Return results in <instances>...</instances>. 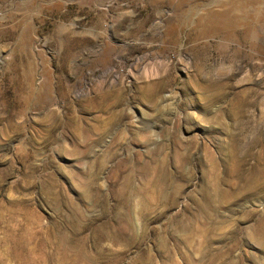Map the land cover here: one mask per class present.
<instances>
[{"label":"rangeland","instance_id":"1","mask_svg":"<svg viewBox=\"0 0 264 264\" xmlns=\"http://www.w3.org/2000/svg\"><path fill=\"white\" fill-rule=\"evenodd\" d=\"M0 264H264V0H0Z\"/></svg>","mask_w":264,"mask_h":264},{"label":"bare ground","instance_id":"2","mask_svg":"<svg viewBox=\"0 0 264 264\" xmlns=\"http://www.w3.org/2000/svg\"><path fill=\"white\" fill-rule=\"evenodd\" d=\"M211 18H212V16L209 15V18H208L207 20H210ZM227 18H228V17H227L226 12H222L221 14L216 15V19H218L219 22H220V24H222V25H227V23H225V21L228 20ZM207 20H206V21H207ZM81 255H82V254H81ZM72 261H73V260H72ZM75 262H76V261H75Z\"/></svg>","mask_w":264,"mask_h":264}]
</instances>
